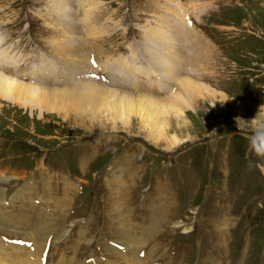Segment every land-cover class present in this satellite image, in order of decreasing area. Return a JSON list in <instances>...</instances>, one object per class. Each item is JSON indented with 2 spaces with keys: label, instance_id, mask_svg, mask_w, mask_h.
Instances as JSON below:
<instances>
[{
  "label": "rangeland",
  "instance_id": "obj_1",
  "mask_svg": "<svg viewBox=\"0 0 264 264\" xmlns=\"http://www.w3.org/2000/svg\"><path fill=\"white\" fill-rule=\"evenodd\" d=\"M203 2L206 24L196 17L207 35H192L208 46L180 35L179 68L207 89L177 109L163 103L175 93L148 81L154 71L177 88L151 61L177 58V44L153 37L165 21L185 30L172 18L176 4L195 14ZM218 31L227 51L210 48ZM0 42V58L8 50L15 61L5 68L20 62L78 88L162 103L117 116L90 106L101 110L93 118L77 106L57 113L0 99V216L10 222L0 224V264H264V157L249 146L254 131L264 135V0H0ZM42 62L46 70L34 68Z\"/></svg>",
  "mask_w": 264,
  "mask_h": 264
},
{
  "label": "bare ground",
  "instance_id": "obj_2",
  "mask_svg": "<svg viewBox=\"0 0 264 264\" xmlns=\"http://www.w3.org/2000/svg\"><path fill=\"white\" fill-rule=\"evenodd\" d=\"M61 2H60V4H61ZM63 2H64V0H63ZM65 6H67V5H65ZM178 6H180V5H178ZM68 19H69V17H68ZM156 22H157V20H156ZM174 22L176 24H178L179 21H178V19H174ZM165 26H166V28L160 27L159 31L156 34H154L153 38H154V40H163V38H164L165 42L176 43L177 44L176 49L178 50L177 58L169 57L168 52H164V53L160 54V58L157 57L156 55L152 56L153 59H151V61L154 64H156L159 69H161L165 72V75L171 80V84H173V86H176L177 88L176 89H173V87L171 88L170 83H166V80L164 81L161 77L159 78L154 73V71L149 72V74H150L149 77H151V78H148L149 79L148 81L149 82L152 81V83H151L152 88L156 87L159 90H162L163 92L175 93L173 95L171 94V96L169 95L167 98V101L163 102V103H170L171 105H173V107L179 109V107L181 106V101H182L181 99L183 97H186V99L189 100V98L196 96V95H199V92L197 91L199 88L207 89V87L203 86V85L200 86L196 81L191 80L190 77L189 78L185 77L184 73H181L183 70L180 72L179 66H180V61L183 58V53L179 47V42L181 43V41H179V39L181 40L183 37H188L187 36L188 32L186 30L182 29V27L178 28L175 26L176 28L173 29L172 28L173 26L170 24L169 21H167V22L165 21ZM152 29H154V28L152 27ZM146 33H147V31H146ZM180 35L181 36L183 35V37L180 38ZM185 41L188 42L189 40H185ZM0 44H1V42H0ZM60 48H62V47H60ZM60 48L57 49L59 52H62V53L65 52L64 47H63L64 50H62ZM172 48H175V47L172 46ZM199 54L202 55L201 56L202 58L207 57L204 52L203 53L199 52ZM8 55H9V52H8V50H6L1 55V58H0L1 69L4 71L6 70V73L7 72L11 73L9 75V74H4V72L0 71V99H5L8 101H11L14 104H26V105L33 104V105L39 106L41 109H46V110L53 109L54 111H57V113H60V110L63 108V106H68L71 108L77 106L74 110H77L78 112H80V111H83L85 109V115L90 114L93 118H98L99 115L101 114V110L96 111L95 114H93V113L89 112L88 107H90V106L104 107V108H106V110L109 111V113L111 115L117 116L119 114L120 110H123L124 113H129L131 111H133V112H141V111L144 112V111L149 110L150 107H152L154 104H157V105L162 104L156 97L154 98L151 96H145V95H141V94L140 95L128 94L126 92L107 88L106 86H104V87H101L100 85H98V86H90V85L87 86V84L84 86H81V84H79L81 87L78 88L76 86V83H74L75 80H70L68 78H63L60 76L57 77V76H55V74H51L48 71L43 72L46 74L44 76H38L35 74V72L29 73V72H27L29 70H26L25 65L21 66L20 62H19L20 68H13V67L11 69L5 68L6 62H11L12 65H13V62L15 63V61H12V60L8 61ZM198 55H196V56H198ZM194 57H195L194 52L188 54L187 60H186L185 65H184L187 71H188V69L192 70L193 68L196 67L194 62L195 61L198 62V59H195ZM207 59L208 58H203V60L202 59H200V60L203 61L204 63H207L206 62ZM50 61H52V60H50ZM44 64H48V63L42 62L41 65H37L34 68L41 70V71H44V70H46L44 68L46 66H43ZM65 65H66V67L70 66L69 63H65ZM207 65H209V63H207ZM158 68L156 67L155 72L160 73ZM209 69H211V67H209L207 70H209ZM203 70H204V68H202L201 71H203ZM87 73H89V72H87ZM92 73L93 72H90V74H92ZM89 76L92 77L91 75H89ZM84 77H85V75H84ZM140 77H141V75H140ZM100 79H102L105 82L108 79V77L107 76L101 77ZM137 79H138V77H137ZM138 81L140 82V80H138ZM51 84H54L55 86H51ZM82 85H83V83H82ZM119 86H121V85H119ZM50 88H52V89H50ZM78 89H82V90H78ZM213 95H215V94H213ZM84 103H87V104H84ZM81 104H83V106L87 107V108H83V109L79 108ZM79 118H74L73 120H71V122L74 123L76 121L82 120ZM112 129L116 131L119 128L117 126H114ZM150 129L152 132V136H151L150 140L153 142V144H155L157 146L162 145L161 144L162 143V137H163L162 132L159 131L158 134H154V132H153L154 128H150ZM89 132L90 133L99 132V129L98 128L97 129L91 128V131H89ZM178 143L181 144L182 142L181 141H178V142L170 141L169 147H175V146L179 145ZM131 185H133V184H131ZM44 188L46 189L47 186H45ZM113 205H116V204H113ZM119 208H120L119 206L111 207V212H110V215L113 217H116L118 220L123 219L121 214L119 213L120 212ZM176 215H178V214H176ZM2 223L8 224L10 222L5 220L4 218H2L0 216V224H2ZM118 224L120 225L119 228L123 233L130 230V229L126 230L125 223L123 224L122 220H120L118 222ZM174 225H175V223H174ZM222 225H221V227H222ZM219 230H221V229H219ZM44 234H47V233H44ZM112 237H113V235H112Z\"/></svg>",
  "mask_w": 264,
  "mask_h": 264
},
{
  "label": "clouds",
  "instance_id": "obj_3",
  "mask_svg": "<svg viewBox=\"0 0 264 264\" xmlns=\"http://www.w3.org/2000/svg\"><path fill=\"white\" fill-rule=\"evenodd\" d=\"M255 123V121H253ZM261 131L257 129L249 139V146L253 154L257 157H264V135H258Z\"/></svg>",
  "mask_w": 264,
  "mask_h": 264
},
{
  "label": "flooded vegetation",
  "instance_id": "obj_4",
  "mask_svg": "<svg viewBox=\"0 0 264 264\" xmlns=\"http://www.w3.org/2000/svg\"><path fill=\"white\" fill-rule=\"evenodd\" d=\"M218 27H220L219 25H217ZM217 36H220V34L218 33ZM219 38V37H218ZM222 38L220 37L219 38V41L216 43L217 47L220 49V50H225L227 51V49L230 47L229 43L223 39L221 40ZM251 39V38H250Z\"/></svg>",
  "mask_w": 264,
  "mask_h": 264
}]
</instances>
